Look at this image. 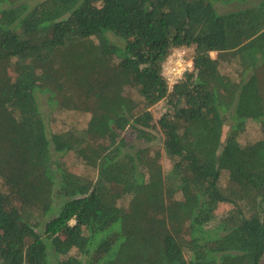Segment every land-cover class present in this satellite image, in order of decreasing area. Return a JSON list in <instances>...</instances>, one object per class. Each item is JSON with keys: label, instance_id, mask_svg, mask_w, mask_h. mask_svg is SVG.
<instances>
[{"label": "trees", "instance_id": "obj_1", "mask_svg": "<svg viewBox=\"0 0 264 264\" xmlns=\"http://www.w3.org/2000/svg\"><path fill=\"white\" fill-rule=\"evenodd\" d=\"M263 261L264 0H0V264Z\"/></svg>", "mask_w": 264, "mask_h": 264}, {"label": "rangeland", "instance_id": "obj_2", "mask_svg": "<svg viewBox=\"0 0 264 264\" xmlns=\"http://www.w3.org/2000/svg\"><path fill=\"white\" fill-rule=\"evenodd\" d=\"M236 8L237 7L235 5H233V4L232 5H229V6H220L219 7V11L221 13H226V12L232 11V10H234ZM191 55L194 56V53H191ZM212 56L214 58H217L218 57L216 53L212 54ZM165 108H167L165 101L159 103L154 108H152V112L154 113V116H155V122L165 112ZM43 110H44V113H45L46 116H49V114H51L53 112V110L46 105V102L43 104ZM52 115H54L57 119H61V117H62L61 114L59 112H57V110H55L51 114V116ZM88 118H89L88 115H86L85 117L78 118L77 119V122L74 123L75 126L78 129L84 128L86 126V124H87ZM66 121L69 123V120H66ZM51 124L52 123H49V127H51L50 130L52 129V126L54 128H56V125L55 124H52V125ZM227 127L229 128V125H227ZM152 132L157 136L158 140L153 141V143L151 144V146H152V148H154L156 150L157 149H160L161 148V136L156 131H152ZM258 133H259L258 126H256L255 124H252V123L249 124L248 132L241 139V142L246 143V142L254 141L257 138ZM116 138H117V136L113 133V134H110V138H108V139L100 138V139L95 140L94 144L97 145V146L103 147V148H109L111 143L108 142V140L112 141V140H115ZM130 140H132V139H130ZM161 152H162V156L159 159V162L162 165V168H163L164 173H167V172H169L171 170L172 162L164 156V152H163L162 148H161ZM64 161L66 162L67 166L73 172H75V173H77V174H79L81 176L87 177V178H91V179L93 178V176H94L93 173L94 172H92V170L90 171L89 169H87L81 163V161L79 160L78 156L75 153H70V154L66 155L64 157ZM228 209H229V206L228 205H222L219 208V211L222 213V212H224V211H226ZM73 254H75V252ZM262 264H264V261L262 262Z\"/></svg>", "mask_w": 264, "mask_h": 264}, {"label": "built area", "instance_id": "obj_3", "mask_svg": "<svg viewBox=\"0 0 264 264\" xmlns=\"http://www.w3.org/2000/svg\"><path fill=\"white\" fill-rule=\"evenodd\" d=\"M191 53H194L192 48L175 50L163 65L162 75L170 90L181 82L188 71L193 70Z\"/></svg>", "mask_w": 264, "mask_h": 264}, {"label": "clouds", "instance_id": "obj_4", "mask_svg": "<svg viewBox=\"0 0 264 264\" xmlns=\"http://www.w3.org/2000/svg\"><path fill=\"white\" fill-rule=\"evenodd\" d=\"M162 69H163V68H162ZM162 76H163V75H162ZM184 76H185V75H184ZM183 78H184V77H183ZM175 87H176V86H175ZM175 87H174V88H175ZM174 88H173L172 90H170V88H169L170 92H172V91L174 90Z\"/></svg>", "mask_w": 264, "mask_h": 264}]
</instances>
